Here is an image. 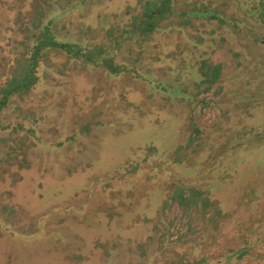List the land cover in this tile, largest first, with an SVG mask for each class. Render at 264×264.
Here are the masks:
<instances>
[{
    "label": "rangeland",
    "instance_id": "1",
    "mask_svg": "<svg viewBox=\"0 0 264 264\" xmlns=\"http://www.w3.org/2000/svg\"><path fill=\"white\" fill-rule=\"evenodd\" d=\"M261 1L177 0L216 16L130 39L120 73L47 53L0 112V264H264ZM34 2L0 0V82L38 19L62 40L109 43L138 4ZM204 61L221 65L206 90ZM189 187L212 200L206 216L170 199Z\"/></svg>",
    "mask_w": 264,
    "mask_h": 264
},
{
    "label": "trees",
    "instance_id": "2",
    "mask_svg": "<svg viewBox=\"0 0 264 264\" xmlns=\"http://www.w3.org/2000/svg\"><path fill=\"white\" fill-rule=\"evenodd\" d=\"M81 1L85 2V0ZM176 2L177 0H138L136 6H130L129 9L127 8V12L131 15L128 22L123 26L122 33L116 31L114 27H111L106 32L107 35L110 36V42L93 45L84 44L79 41L62 40L58 38L54 31L52 20L43 23L42 19H38L36 24L38 31L34 33L35 37L29 54L22 61L18 62L17 67H15L11 75L0 82V112L8 105L12 95L28 92L38 82L39 75L37 71L48 52L53 51L60 53L75 62L102 66L113 73H120L125 66L116 61V50H119L121 46L129 42L130 39L132 40L135 38L137 40L139 39L140 42H145L153 33L159 31L163 27L165 21H168L178 14L188 18H210L216 16L214 12L209 11L208 13V11L204 9V4H202L201 7L193 4V7L179 10ZM261 4L263 7L261 15L264 20V0L261 1ZM34 6H41L39 0H35ZM256 39L258 40V38H255V40ZM202 64H205L201 67V72L204 77L197 85H206L204 88L206 90L210 89L218 78L221 65L219 63L215 65L205 61ZM205 67H207V69H205ZM161 85L164 86L163 84ZM2 127L0 122V128ZM136 167L137 166H135L134 169H136ZM188 191L189 192H186V190L182 188L178 194L174 192V194L169 197L172 202L178 201L185 209L196 208L201 205L200 208L204 213L203 215L207 214L213 202L208 195H204L205 190L189 187ZM181 264H203V259L192 262L183 261Z\"/></svg>",
    "mask_w": 264,
    "mask_h": 264
}]
</instances>
